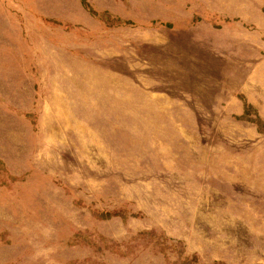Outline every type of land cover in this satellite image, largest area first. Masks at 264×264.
Wrapping results in <instances>:
<instances>
[{"label":"rangeland","instance_id":"374dc122","mask_svg":"<svg viewBox=\"0 0 264 264\" xmlns=\"http://www.w3.org/2000/svg\"><path fill=\"white\" fill-rule=\"evenodd\" d=\"M0 264H264V0H0Z\"/></svg>","mask_w":264,"mask_h":264}]
</instances>
